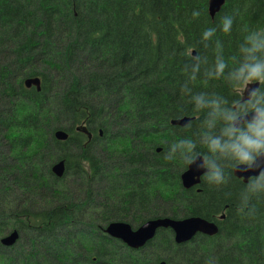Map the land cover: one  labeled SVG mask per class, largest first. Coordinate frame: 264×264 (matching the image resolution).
<instances>
[{"label": "trees", "instance_id": "1", "mask_svg": "<svg viewBox=\"0 0 264 264\" xmlns=\"http://www.w3.org/2000/svg\"><path fill=\"white\" fill-rule=\"evenodd\" d=\"M209 1L0 0V239L20 233L14 247L0 244V264H264V197L248 215L236 177L184 190L186 169L163 156L178 114L200 119L177 81L201 30L234 15L232 35L220 36L232 51L242 29H264V0H227L215 19ZM36 77L41 92L24 85ZM165 217H201L219 233L176 245L159 230L139 250L105 233Z\"/></svg>", "mask_w": 264, "mask_h": 264}, {"label": "clouds", "instance_id": "2", "mask_svg": "<svg viewBox=\"0 0 264 264\" xmlns=\"http://www.w3.org/2000/svg\"><path fill=\"white\" fill-rule=\"evenodd\" d=\"M200 16V10L191 13L193 19ZM235 22L234 15H223L184 52L177 91L200 119L181 124L163 156L215 188L242 177L236 199L252 215L254 201L264 197V29H242L233 50L226 51L220 36H231ZM217 83L229 95L210 90Z\"/></svg>", "mask_w": 264, "mask_h": 264}, {"label": "water", "instance_id": "3", "mask_svg": "<svg viewBox=\"0 0 264 264\" xmlns=\"http://www.w3.org/2000/svg\"><path fill=\"white\" fill-rule=\"evenodd\" d=\"M226 1L227 0L209 1V14L212 19H214L215 16L221 11ZM41 84V80L38 77L29 78L24 81V85L27 89H31L34 87L38 92H41L42 90ZM182 119L183 120L180 122L178 121V119L173 120L171 122V125L182 127L181 124H183L187 120H192L190 118ZM77 132L86 134L89 139L92 138L91 133L84 126L78 127ZM100 134L101 136L103 135L102 133ZM55 138L58 141L65 142L68 140L69 135L67 132L59 130L55 133ZM158 152H160V150ZM52 172L57 178H62L65 173V161L56 163L53 166ZM201 178L202 176L197 178V174L187 169V171L181 176L183 188L189 190L195 186H198L201 182ZM237 178L243 180L242 177ZM224 218L225 216H222L221 220H223ZM163 229H170L173 232L176 245L187 244L198 235L212 237L219 233L218 225L214 221H209L201 217H190L181 220H175L168 217L157 218L145 222L138 229H133L132 226L128 223L115 222L107 226V228L105 229V233L109 237L122 242L131 250H139L144 248L150 241H152L159 230ZM19 238V232L14 231L3 237L0 241V244L4 248H11L17 244Z\"/></svg>", "mask_w": 264, "mask_h": 264}, {"label": "rangeland", "instance_id": "4", "mask_svg": "<svg viewBox=\"0 0 264 264\" xmlns=\"http://www.w3.org/2000/svg\"><path fill=\"white\" fill-rule=\"evenodd\" d=\"M174 127H177V126H174ZM163 174H164L166 177H169V175H170L169 172H167V171L164 172ZM79 185H80V184H79ZM79 185H78V184H71L70 187H71L72 191L74 192V193H73L74 195H75L76 193H80V192L78 191V189H79L80 187L77 188V186H79ZM15 199H16V198H15ZM32 199H33V198H32L31 196L28 197V200H29L30 202L32 201ZM45 205H47V204H45ZM154 205H155V204H152L151 207H154ZM19 240H20V239H19ZM17 248H18V247H17ZM10 256H11V255H10Z\"/></svg>", "mask_w": 264, "mask_h": 264}, {"label": "flooded vegetation", "instance_id": "5", "mask_svg": "<svg viewBox=\"0 0 264 264\" xmlns=\"http://www.w3.org/2000/svg\"><path fill=\"white\" fill-rule=\"evenodd\" d=\"M226 2H227V1H226ZM225 4H226V3H225ZM223 7H224V6H223ZM223 7H222V8H223ZM219 13H220V12H219ZM219 13H218V14H219ZM215 17H216V16H215ZM214 19H215V18H214ZM159 150H160V149H159ZM159 150H158V151H159ZM186 171H187V169L182 173V175H183ZM182 175H181V176H182ZM236 178H237V177H236ZM202 179H203V178H201V182H200V184H199L198 186H195V187H193V188H191V189H189V190L197 189V188L201 185V183H202ZM237 179H238V178H237ZM180 180H181V177H180ZM239 180H242V179H239ZM242 181H243V180H242ZM243 182H244V181H243ZM181 186H182V188H183L182 182H181ZM183 189H184V188H183ZM184 190H186V189H184Z\"/></svg>", "mask_w": 264, "mask_h": 264}]
</instances>
